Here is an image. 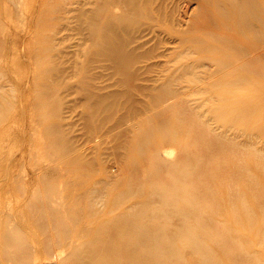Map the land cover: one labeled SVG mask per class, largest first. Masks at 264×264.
I'll return each instance as SVG.
<instances>
[{
  "label": "bare ground",
  "instance_id": "bare-ground-1",
  "mask_svg": "<svg viewBox=\"0 0 264 264\" xmlns=\"http://www.w3.org/2000/svg\"><path fill=\"white\" fill-rule=\"evenodd\" d=\"M5 1L0 0V264H227L249 261L258 253L241 250V242L226 234L229 228L215 218L218 209L208 208L218 203L211 159L238 150L239 144L214 132L199 115L192 118L193 107L179 97L193 89L203 91L202 103L218 97L213 109L224 113L223 128L243 121V111L246 118L258 113L264 105V0H96L92 10L85 3L87 79L114 75L124 83H158L147 94L161 104L171 103L162 110L182 107L167 132L178 155L162 157L155 141L144 138L146 146L132 152L129 168L138 177L134 183L126 178L117 204H129L122 213L125 218L91 223L81 217L109 212L96 209L100 189L93 197L94 208L75 214L56 206L61 198L54 188L51 128H35L32 114L28 120L23 100L30 81L15 70L21 67L19 53L31 55L34 35L22 28L23 0L15 5ZM194 2L197 7H192ZM32 26L34 15L28 29ZM62 106L53 104L47 112H61ZM180 118L191 125L180 124ZM25 120L31 128H22ZM248 135L254 132L242 136ZM151 146L153 155L145 161L144 152ZM191 147L199 151L195 161L187 154ZM243 158L230 160L239 165ZM139 174L152 182L138 184ZM128 238L136 239L134 248L124 244Z\"/></svg>",
  "mask_w": 264,
  "mask_h": 264
},
{
  "label": "rangeland",
  "instance_id": "rangeland-1",
  "mask_svg": "<svg viewBox=\"0 0 264 264\" xmlns=\"http://www.w3.org/2000/svg\"><path fill=\"white\" fill-rule=\"evenodd\" d=\"M18 1L10 0V3L15 5ZM7 2L8 0L4 4L7 5ZM95 2L96 0H37L33 11L35 0H23L24 9L21 15L19 13L23 17L22 28L26 27L34 35L35 42L30 48V56L23 53L25 50L16 56L21 67L15 68L30 81L26 84L27 88L24 87L26 90L23 100L28 120H33L32 114L36 119L35 128H51L56 168L54 188L61 198L56 206L63 205L68 208V213L76 214L81 208L93 207V197L101 195L102 200L98 199L100 204L95 203L96 209L109 212L106 216L102 213L87 216L89 218L81 217V220L90 223L96 218L100 222L109 217L125 218L122 213L129 204H117L123 198L126 178L134 183L133 179L138 177L129 168L134 162L132 152L137 147L146 146L144 138L155 141L157 148L162 151V157L173 158L178 155L179 148L167 140V132L171 129L169 127L174 116L182 109L178 104L162 110L171 103L161 104L154 95L147 94L158 83H124L114 75L113 78L104 77L100 81L96 78L87 79L91 73L88 70L84 72L88 61L84 49L89 43L83 40L82 22L85 18V3L88 10H92ZM193 4L192 7H197L196 2ZM32 15L36 18V27L28 29ZM24 46H28L27 41ZM28 61L31 62L30 65ZM95 73H99V68ZM260 86L264 87V82ZM248 88L249 86L245 87ZM142 89L145 92L140 94ZM132 90L135 93L131 95L128 92ZM202 93V90L193 89L181 95L179 101L193 107V113H190L192 118L199 115L214 132L228 135L239 144L238 150L225 152L211 159V167L216 174L213 177L210 175V179L212 186H218V203L209 205L208 208L212 206L218 209L215 218L229 228L226 234L235 236L241 242V250H258L249 261L227 264H264V159L260 158H264V105L258 113H251V117L246 118L248 113L243 111V121L234 120L230 128H223L226 124L224 113L213 109L220 99L214 97L202 103ZM253 99L258 101L257 98ZM32 102L35 103L34 106L31 105ZM58 103H63L61 112L49 114L47 109L51 110L52 105ZM178 122L185 126L191 125L189 119L180 118ZM24 124L25 128H31L30 124L27 126L26 120L22 128ZM151 130L162 134L154 136ZM243 132H254V135L243 137ZM186 134L187 131L180 133L178 139ZM153 148L151 146L145 150V161L153 155ZM198 152L197 147H191L187 154L195 161ZM243 153L244 155H238ZM233 156L244 157L242 163L233 164L230 160ZM71 161L74 162L72 165ZM81 164L88 165V169L83 170ZM186 165L192 167L193 164ZM211 167L209 170H212ZM240 167L248 171L237 173L235 170ZM140 176L142 178L138 184L149 185L152 182L144 175ZM98 189L101 193L95 195ZM232 191L238 193L236 197ZM171 226L170 223L165 228ZM127 241L128 243H124L126 246H136V239L128 238ZM223 253L225 254L222 252L219 255L222 256Z\"/></svg>",
  "mask_w": 264,
  "mask_h": 264
}]
</instances>
